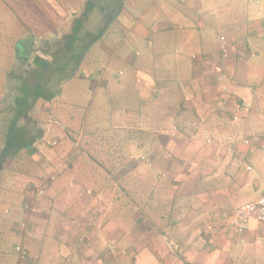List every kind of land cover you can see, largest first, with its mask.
<instances>
[{"label":"crops","instance_id":"1","mask_svg":"<svg viewBox=\"0 0 264 264\" xmlns=\"http://www.w3.org/2000/svg\"><path fill=\"white\" fill-rule=\"evenodd\" d=\"M158 1L164 19L154 1L128 14L113 25L120 42L107 33L104 68L82 70L98 106L63 126L69 144L28 149L38 169L0 264H264V222L241 234L230 220L264 194V0ZM118 57L132 71L111 70ZM13 206L0 201L5 215Z\"/></svg>","mask_w":264,"mask_h":264},{"label":"rangeland","instance_id":"2","mask_svg":"<svg viewBox=\"0 0 264 264\" xmlns=\"http://www.w3.org/2000/svg\"><path fill=\"white\" fill-rule=\"evenodd\" d=\"M28 1V2H27ZM35 1V2H34ZM86 0H0V97L8 91L7 87V74L9 71L17 67L20 60L18 57V42H21L25 48L26 55L28 57L35 56L38 53L37 46H40L42 39H50L55 37V34H62L64 30H67L70 22L73 20L74 16L80 14L83 4ZM152 1L155 4L152 5L151 13L149 15H157L158 19H164L162 16V11H158L159 3L158 0H123L124 7L118 15V21L115 23L119 24L125 23V18L129 14L132 16L139 15V11L144 6ZM165 2V0H161ZM34 2V3H33ZM28 3V4H27ZM33 3V4H32ZM98 12L93 16V22L89 24L94 28L95 23L99 26L102 24L101 18L97 17ZM114 23V24H115ZM98 28V27H97ZM123 26L118 27L117 30L112 26L106 33L116 34V42L122 40L121 30ZM116 32V33H115ZM107 34L103 37L102 41L95 44L82 62V68L80 74L89 73L87 68L91 64L98 68H104V64L108 60L107 49L109 46L106 42ZM121 38V39H120ZM112 41L111 39H107ZM126 49V45H123L121 51ZM120 51V52H121ZM160 57H166L161 55ZM168 59L163 63L165 67H170L166 69L165 72L171 74L173 72V59L169 53H167ZM141 63L140 65H142ZM120 65H124V69L127 72L132 71L131 67L126 62L120 61L119 57L111 61L109 67L111 70H115ZM87 70V71H86ZM161 82V81H160ZM167 86L169 92L173 93V86ZM89 87L85 80L80 79V76L74 77L70 80L64 81L62 85V93L59 96L58 103L56 106H52L51 109L44 108L42 111V106L45 107V103L40 101L37 102V106L33 109V115L38 117L39 123L43 128V134L37 138L38 143L36 147L39 148L43 153H47V150L51 148L49 143L53 141L54 137H59L62 142L60 145H66L64 143L67 141L69 144L70 138L66 137L65 130L63 126H69L72 128H78L82 125L81 117L85 114V105L91 103H97V99L91 100L88 95ZM110 92H113L111 90ZM97 104H94L91 110H95ZM91 115L89 114L86 122V127L90 126ZM68 130V128H67ZM63 131V132H62ZM4 133L0 132V148L3 144ZM88 140L89 136L86 138H81V141ZM65 140V141H64ZM61 150L60 147H57ZM34 151V150H33ZM32 150H25V152L18 158V161H8V165L11 166L8 171L1 174L0 180V201L10 202L14 206L5 212L0 209V251L6 250V254L12 255V258L16 254L15 250V238L10 235V227L17 224L22 218V190L26 187L28 180L34 177L37 173L38 166L35 167V162L33 161V156L29 155ZM52 153V151H49ZM116 166V165H115ZM112 166V169L115 168ZM165 167V166H163ZM34 169V170H33ZM42 175V174H41ZM42 177V176H41ZM37 184H39V178L36 179ZM98 185H103L105 187L104 181L96 182ZM133 199L135 196L130 194ZM123 197H126V201ZM125 202H129L131 199L128 196H123ZM135 201V200H134ZM121 203V200H119ZM135 208L134 203L130 201L128 203ZM128 204L124 210H130ZM128 217L130 214H124ZM155 219V218H153ZM159 223L160 220L155 219ZM162 224V222H161ZM2 228V229H1ZM167 231V230H165ZM170 235L173 238L172 231L169 230Z\"/></svg>","mask_w":264,"mask_h":264},{"label":"trees","instance_id":"3","mask_svg":"<svg viewBox=\"0 0 264 264\" xmlns=\"http://www.w3.org/2000/svg\"><path fill=\"white\" fill-rule=\"evenodd\" d=\"M123 7V0H86L67 30L41 40L37 46L41 53L32 60L18 42L20 62L7 74L8 91L0 97V132L4 133L0 148V179L3 170L10 169L8 161H18L22 151L37 143V138L43 134L38 117L33 115L37 102L45 103L42 111L56 106L64 81L81 75L79 70L87 53L102 41ZM96 12L102 24L99 26L94 22L93 28L89 23L94 21ZM97 72L93 68V75Z\"/></svg>","mask_w":264,"mask_h":264},{"label":"built area","instance_id":"4","mask_svg":"<svg viewBox=\"0 0 264 264\" xmlns=\"http://www.w3.org/2000/svg\"><path fill=\"white\" fill-rule=\"evenodd\" d=\"M221 40L225 41L226 39L222 36ZM59 173H62V170L60 168H58L54 173L46 174L44 176L43 182H54ZM44 192V186L38 189V193L40 195H43ZM25 209L31 211L35 210V208L28 203L25 204ZM253 216H256L259 221L264 222V194H262L255 200L246 202L237 207L234 212L230 215V220L236 231L242 234L249 228ZM208 217L210 219L213 218L212 215H209ZM21 225L25 226V223H22ZM208 227L211 228L212 224H208ZM17 250L20 253L21 257L24 258L27 255V251L22 246H18Z\"/></svg>","mask_w":264,"mask_h":264}]
</instances>
